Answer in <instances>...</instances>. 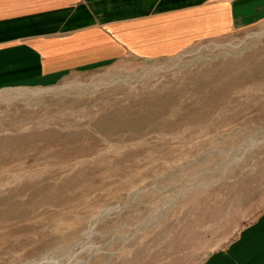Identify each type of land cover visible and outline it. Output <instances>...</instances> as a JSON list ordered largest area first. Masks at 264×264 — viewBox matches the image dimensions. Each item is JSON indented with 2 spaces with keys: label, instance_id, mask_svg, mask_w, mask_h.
Returning a JSON list of instances; mask_svg holds the SVG:
<instances>
[{
  "label": "rangeland",
  "instance_id": "obj_1",
  "mask_svg": "<svg viewBox=\"0 0 264 264\" xmlns=\"http://www.w3.org/2000/svg\"><path fill=\"white\" fill-rule=\"evenodd\" d=\"M258 2L169 16L160 56L0 87V264H196L264 211Z\"/></svg>",
  "mask_w": 264,
  "mask_h": 264
},
{
  "label": "crops",
  "instance_id": "obj_2",
  "mask_svg": "<svg viewBox=\"0 0 264 264\" xmlns=\"http://www.w3.org/2000/svg\"><path fill=\"white\" fill-rule=\"evenodd\" d=\"M258 1L0 0V87L160 56L169 16L216 6L236 14L248 4L259 9ZM196 264H264V211Z\"/></svg>",
  "mask_w": 264,
  "mask_h": 264
}]
</instances>
